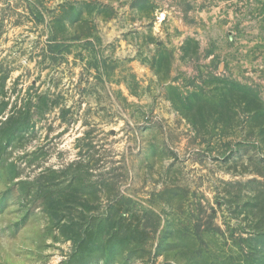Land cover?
<instances>
[{
  "label": "rangeland",
  "instance_id": "obj_1",
  "mask_svg": "<svg viewBox=\"0 0 264 264\" xmlns=\"http://www.w3.org/2000/svg\"><path fill=\"white\" fill-rule=\"evenodd\" d=\"M0 264H264V0H0Z\"/></svg>",
  "mask_w": 264,
  "mask_h": 264
}]
</instances>
